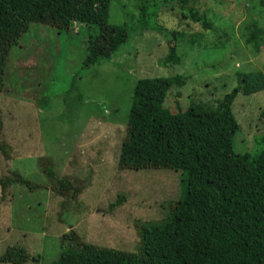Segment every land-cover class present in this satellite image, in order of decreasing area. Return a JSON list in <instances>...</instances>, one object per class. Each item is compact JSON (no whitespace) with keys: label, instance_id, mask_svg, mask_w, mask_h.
Segmentation results:
<instances>
[{"label":"rangeland","instance_id":"obj_1","mask_svg":"<svg viewBox=\"0 0 264 264\" xmlns=\"http://www.w3.org/2000/svg\"><path fill=\"white\" fill-rule=\"evenodd\" d=\"M206 12L204 30L178 10L156 18L181 33L179 66L165 67L167 39L137 25L139 0H74L97 8V36L123 23L130 34L115 53L100 48L94 65L84 66L83 42L91 28L73 24L68 33L32 23L6 58L0 89V179L19 172L38 188L11 184L0 188V255L17 246L37 261L55 264L62 237L71 230L85 244L139 254L138 224L159 222L167 206L182 197V172L160 169L118 171L119 146L125 138L135 83L143 78L185 75L184 86L168 91L164 106L178 115L214 110L235 87L237 72L264 75V47L247 46L250 27L264 29L259 0H194ZM93 27V26H92ZM99 44V45H98ZM264 90L238 94L232 112L241 126L238 151H251L264 130L260 118ZM51 167L64 190L46 179L37 166Z\"/></svg>","mask_w":264,"mask_h":264},{"label":"trees","instance_id":"obj_2","mask_svg":"<svg viewBox=\"0 0 264 264\" xmlns=\"http://www.w3.org/2000/svg\"><path fill=\"white\" fill-rule=\"evenodd\" d=\"M259 5L264 12V0H259ZM170 10H178L204 30L211 28L207 13H200L194 0H139L138 29L167 39L165 67L182 63L178 50L181 33L156 21L159 14ZM96 15L97 8L90 3L74 9V0H0V89L7 55L32 23L52 26L61 34L68 33L73 24L90 27L83 42L87 52L84 66L98 61L97 41L100 48L115 53L130 36L127 25L98 38ZM245 43L258 53L264 47V29L252 25ZM235 78V87L214 110L178 109V115L166 108L164 101L171 89L179 95L187 76L143 78L135 83L125 138L119 146L118 171L179 170L183 174L182 197L167 206L161 221L138 224V255L85 244L70 230L61 239L55 264H264V130L253 138L251 151L237 152L241 126L232 112L238 94L250 96L264 90V75L260 71L237 72ZM260 118L264 125V110ZM7 149L0 140L4 157H8ZM37 166L58 189L72 185L57 182L51 167L44 166L42 160ZM11 184L38 188L10 170L0 179L2 195ZM34 261L37 259L17 246L0 255V264Z\"/></svg>","mask_w":264,"mask_h":264}]
</instances>
